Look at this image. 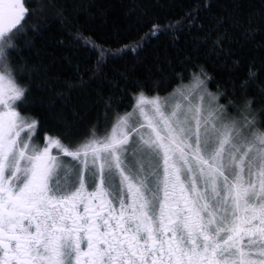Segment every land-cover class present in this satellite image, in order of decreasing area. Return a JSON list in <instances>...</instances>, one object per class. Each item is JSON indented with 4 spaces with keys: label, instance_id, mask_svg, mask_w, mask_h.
<instances>
[{
    "label": "snow or ice",
    "instance_id": "snow-or-ice-1",
    "mask_svg": "<svg viewBox=\"0 0 264 264\" xmlns=\"http://www.w3.org/2000/svg\"><path fill=\"white\" fill-rule=\"evenodd\" d=\"M207 7L193 0L166 24L150 18L121 49L195 28L194 50L225 51V24L240 22L205 24ZM53 19L71 31L68 0H0V264H264V61L223 93L227 104L198 57L184 58L164 96L159 81L120 73L117 92L83 102L101 104L103 120L79 128L65 108L83 77L56 91L23 56ZM71 35L95 53L93 75L118 51L86 30ZM257 81L259 99L248 95ZM34 88L53 93L42 109Z\"/></svg>",
    "mask_w": 264,
    "mask_h": 264
},
{
    "label": "trees",
    "instance_id": "trees-1",
    "mask_svg": "<svg viewBox=\"0 0 264 264\" xmlns=\"http://www.w3.org/2000/svg\"><path fill=\"white\" fill-rule=\"evenodd\" d=\"M29 2L35 8L40 0ZM198 2L208 5L201 10L205 24L213 16L227 18L229 14L240 22L235 27L225 24L229 30V39L224 42L225 51L212 49L209 44H201L194 50L192 38L198 31L195 28L177 32L178 39L175 40L171 33L164 32L146 42L142 41L143 47L136 54L121 49L122 43L135 40L147 31L145 22L148 19L166 24L169 19L180 16L193 0H68L69 16L73 18L74 25L71 31L56 19L51 20L36 34L34 47L25 51L23 56L30 64L45 66L52 88L56 91L63 88L64 81L83 77L84 86L72 90L65 108L70 118L73 108L79 112V128H84L89 122L103 120L101 104L86 106L83 102L86 99H99L98 94L107 96L117 92V85L121 84L120 73L159 81L158 90L164 96L179 83L174 74L184 72L182 62L186 56L198 57V63L203 64L208 73V90L220 94L219 102L227 104L223 93L239 85L252 62L259 66L264 61V0ZM37 22V18L30 21ZM77 28L86 30L99 43L118 50L106 59L95 75L90 71L95 68V53L72 38L71 32ZM246 28L255 29V32L249 36ZM234 60L239 64H234ZM184 83H188L187 77ZM260 94L259 81L250 85L249 96L259 99ZM52 95V92L34 88V107L42 109ZM57 104L59 106L60 102L57 101ZM255 107L259 108L260 105Z\"/></svg>",
    "mask_w": 264,
    "mask_h": 264
},
{
    "label": "rangeland",
    "instance_id": "rangeland-1",
    "mask_svg": "<svg viewBox=\"0 0 264 264\" xmlns=\"http://www.w3.org/2000/svg\"><path fill=\"white\" fill-rule=\"evenodd\" d=\"M187 84V83H186ZM163 96V95H162Z\"/></svg>",
    "mask_w": 264,
    "mask_h": 264
}]
</instances>
